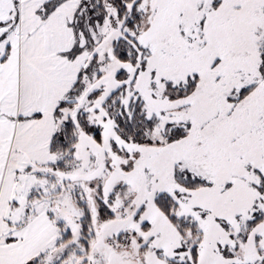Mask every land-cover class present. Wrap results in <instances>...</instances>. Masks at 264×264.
<instances>
[{
  "label": "snow or ice",
  "instance_id": "6c2138e0",
  "mask_svg": "<svg viewBox=\"0 0 264 264\" xmlns=\"http://www.w3.org/2000/svg\"><path fill=\"white\" fill-rule=\"evenodd\" d=\"M0 264H264V0H0Z\"/></svg>",
  "mask_w": 264,
  "mask_h": 264
}]
</instances>
